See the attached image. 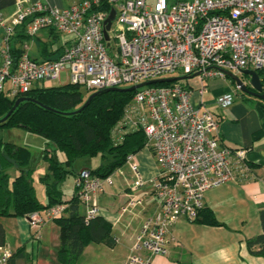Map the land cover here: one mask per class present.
I'll return each mask as SVG.
<instances>
[{
  "label": "built area",
  "instance_id": "2783aa9c",
  "mask_svg": "<svg viewBox=\"0 0 264 264\" xmlns=\"http://www.w3.org/2000/svg\"><path fill=\"white\" fill-rule=\"evenodd\" d=\"M104 4L111 8L99 9ZM112 9L116 17L106 40ZM0 25L4 30L0 94L10 99L35 86L60 82L64 72L68 85L87 93L122 84L134 86L174 73L186 77L200 73L195 77L197 89L175 83L137 90L113 129L114 146L121 145L126 135L143 131L144 149L153 154L160 169L148 181L136 154L127 157L125 166L131 177L121 214L143 205L148 185L159 205L142 226L126 264H151L152 257L167 256L170 228L181 218L195 222L209 190L250 179L248 151L222 145L219 119L206 107L195 106L193 95L202 98L207 82L227 79L226 71L241 75L242 70H264V0H84L63 9L40 1H19L13 21L0 19ZM24 26L29 37L54 31L59 58L37 61L25 44L15 63L12 40ZM235 91L240 93V87L236 85ZM235 98V94H225L217 98V104L228 108ZM112 181L113 175L101 178L88 168L78 173L75 192L86 207V225L100 217L98 198ZM67 207L56 205L28 218L39 234L47 222L62 217ZM12 257L11 250L0 247V264H8Z\"/></svg>",
  "mask_w": 264,
  "mask_h": 264
},
{
  "label": "crops",
  "instance_id": "0c3cea01",
  "mask_svg": "<svg viewBox=\"0 0 264 264\" xmlns=\"http://www.w3.org/2000/svg\"><path fill=\"white\" fill-rule=\"evenodd\" d=\"M19 1L27 4L40 1L63 9L80 4L84 0H0V19L13 21ZM3 37L4 30L0 25V51ZM58 43L59 39L54 31L43 30L36 36L29 37L24 26L17 29L12 48L19 55L23 45L28 44L30 56L37 61H45L57 58L58 52L54 47ZM1 65L0 53V67ZM260 78L264 89V74ZM246 80L249 81V78ZM197 81L199 85V80ZM43 85L46 88L52 87L49 82ZM207 87L208 90L202 98L198 93H194L195 106L206 107L217 116L222 145L248 151L246 162L252 168V175L246 182H232L209 190L205 195V207L212 212L219 224L209 225L204 222H191L185 218L179 219L167 235L169 254L152 257L151 264H264V258L253 255L248 248V241L263 232L260 211L264 207V103L259 98L243 96L241 92H236V83L229 77L209 80ZM225 94L236 95L233 104L228 108L217 104V98ZM23 130L30 133L26 129ZM14 144L31 152L33 162L30 166L35 171L34 185L37 178L41 182L48 174V163L43 159V152L47 149L51 151L53 146H48L45 140L36 142L34 147ZM136 156L145 179L154 180L160 169L153 154L143 149ZM90 162L87 163V159L76 162L73 180L64 187L67 178L60 187L65 200L74 196L78 173L89 169ZM40 168L44 175L35 178ZM9 174L14 179L20 172L13 168L9 170ZM130 177L129 168L124 166L122 173L117 171L113 174L112 183L99 196V219L105 223L109 233L102 242L89 243L77 264H126L128 261L142 226L156 213L159 205L151 185H148L142 195L143 205L133 212L121 214V208L128 201ZM43 190L42 200L37 190L36 192L40 202L45 204L44 185ZM45 211L47 210L38 212L43 214ZM85 212L86 207L81 205V215L84 216ZM0 228V247H6L13 252L8 264H61L58 259L60 227L56 221L47 222L38 234L28 216L0 217ZM114 238H117L118 242L113 244Z\"/></svg>",
  "mask_w": 264,
  "mask_h": 264
},
{
  "label": "trees",
  "instance_id": "16d2710c",
  "mask_svg": "<svg viewBox=\"0 0 264 264\" xmlns=\"http://www.w3.org/2000/svg\"><path fill=\"white\" fill-rule=\"evenodd\" d=\"M110 8L111 5L104 4L99 9ZM57 52L55 59L61 55V50ZM13 54L16 63L20 54L17 55L15 50ZM258 73L261 76L264 70ZM175 83L180 82L155 84L153 87H166ZM136 93L137 91L103 92L80 113L74 112L83 107L92 93L75 85L49 88L38 85L29 93L14 99L0 94V119L11 111L20 97L35 99L55 110L50 111L37 103L25 101L0 124V129H26L43 138L48 146H53L51 151L47 149L43 152V159L48 163V174L41 179L46 194V203L42 204L34 185L35 171L30 166L33 155L27 148L0 140V217H26L56 205H67L65 214L55 219L60 227L58 259L61 264H77L85 247L91 242H102L107 238L109 230L100 217L86 225L84 216L80 213L82 204L76 192L72 199L65 200L60 187L70 175L76 173L74 166L77 161L99 159V166L89 170L93 175L106 178L123 168L130 154H137L145 148L146 136L141 130L126 135L119 146H114L112 140L113 129L124 116L127 105ZM241 95L247 96L243 92ZM59 153L64 155L63 161ZM13 168L20 172L14 179L9 174V170ZM260 218L263 232L248 241V248L253 255L264 258V207L260 211ZM195 222L219 224L206 207L200 211ZM0 231L2 232L1 228ZM112 243H115L114 239Z\"/></svg>",
  "mask_w": 264,
  "mask_h": 264
},
{
  "label": "water",
  "instance_id": "95a60500",
  "mask_svg": "<svg viewBox=\"0 0 264 264\" xmlns=\"http://www.w3.org/2000/svg\"><path fill=\"white\" fill-rule=\"evenodd\" d=\"M115 17H116V10L112 9L109 18L106 21L107 25H106V29L104 31V36H105L106 40H108V38H109L108 30L110 29L112 21L115 19ZM225 73H226V75L229 78H231L236 83L237 86L240 87L241 92H243V93H245L247 95H250L252 97L259 98L262 101H264L263 85H262V82H261L260 75H259V73L257 71H255V70H242L241 75H236V74H233V73L228 72V71H226ZM199 74L200 73H196V74H194L192 76H187V77L186 76H184V77H169V78L167 77V78L156 79V80H152V81H148V82H143L141 84L134 85V86H131V87H128V88H109V89H106L104 91H97V92L92 93L88 97V99L85 102V104L83 105V107L81 109H79L78 111L74 112V113H80L84 108H86L91 103V101L95 97H97L98 95H100L103 92H113V91L133 92V91H137V90H139L141 88H144V87L153 86L155 84L174 83V82H179V81L185 80L187 78H195ZM248 78H249V81L246 80ZM25 101H32L34 103H37V104L41 105L42 107H44L47 110L55 111L52 108H50L48 106H45L44 104L38 102L35 99L28 98V97H20V98H18L15 101V105L11 109V111L3 119H0V124L4 123L11 116V114L16 110V108L22 102H25ZM74 113H67V114L71 115V114H74Z\"/></svg>",
  "mask_w": 264,
  "mask_h": 264
},
{
  "label": "rangeland",
  "instance_id": "374dc122",
  "mask_svg": "<svg viewBox=\"0 0 264 264\" xmlns=\"http://www.w3.org/2000/svg\"><path fill=\"white\" fill-rule=\"evenodd\" d=\"M184 76L185 75H182L180 73H174V74H171V75H164V76L159 77L157 79L167 78V77L168 78L169 77H184ZM179 82L182 85H184V86H191L192 88H195V89H197L198 86H199V85H197V82H198L197 78H187V79L179 81ZM49 85L52 86V87H62V86L68 85L66 73L64 72L62 74L60 82H58V81H50ZM131 86H133V85L132 84H122V85H120L118 87H120V88H128V87H131ZM87 95L89 96L90 94H87ZM0 140H3L4 142L17 143V144L22 145V146H24V145H28L29 146L30 145V146H33V147L36 146L35 145L36 142H40V141L43 142L44 141L43 138L38 137V136L37 137L33 136L32 134L28 133L27 131H25L23 129H11V130L0 129ZM59 157L61 159H63L64 155L59 153ZM88 161H91L89 163V166L92 169L96 168L98 166V164L100 163L99 159H87V163H88ZM121 169L123 170V168H121ZM41 172H43L42 169L41 168L38 169L35 178L43 176L44 173L42 174ZM72 180H73V175H71L68 178L67 182L64 184V187H66L67 184L71 183ZM35 186H36V190L38 192L39 198L42 200L44 198V194H43L44 190H43V185L38 180V178L35 181Z\"/></svg>",
  "mask_w": 264,
  "mask_h": 264
}]
</instances>
